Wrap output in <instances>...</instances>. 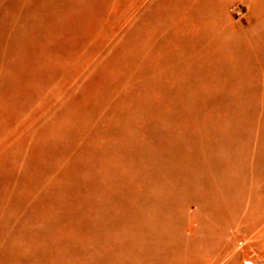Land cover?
I'll return each mask as SVG.
<instances>
[{
	"label": "rangeland",
	"instance_id": "1",
	"mask_svg": "<svg viewBox=\"0 0 264 264\" xmlns=\"http://www.w3.org/2000/svg\"><path fill=\"white\" fill-rule=\"evenodd\" d=\"M0 264H264V0H0Z\"/></svg>",
	"mask_w": 264,
	"mask_h": 264
}]
</instances>
